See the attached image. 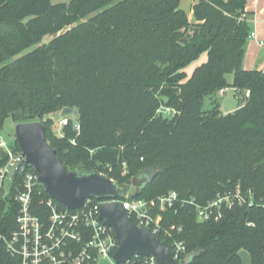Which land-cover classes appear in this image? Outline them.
I'll return each mask as SVG.
<instances>
[{"label":"trees","instance_id":"obj_1","mask_svg":"<svg viewBox=\"0 0 264 264\" xmlns=\"http://www.w3.org/2000/svg\"><path fill=\"white\" fill-rule=\"evenodd\" d=\"M180 2L0 0V132L9 117L41 122L72 172L97 171L118 184L153 174L134 199L173 191L204 205L221 191H249L250 204L222 209L218 221L197 222L193 207L162 213L171 238H159L171 254L173 241L183 243L181 264L186 256L187 264H242L240 251L264 264V73L241 65L250 33L245 2L193 0V22ZM203 54L207 61L187 77ZM229 90L235 111L203 110L205 99ZM64 107L77 112L79 129L65 117L58 138L51 116ZM14 194L12 187L0 197L4 235L15 228ZM48 198L37 185L36 214ZM0 264H13L1 244Z\"/></svg>","mask_w":264,"mask_h":264},{"label":"built area","instance_id":"obj_2","mask_svg":"<svg viewBox=\"0 0 264 264\" xmlns=\"http://www.w3.org/2000/svg\"><path fill=\"white\" fill-rule=\"evenodd\" d=\"M254 37L255 34L250 32L248 38ZM248 95L246 93L245 97ZM158 113L167 118L175 115V111L168 108H160ZM61 124L66 125L67 119L63 118ZM75 129L78 130V126ZM22 161L21 151H16L13 144L0 135V197L3 199L13 187V201L18 205L15 228L8 235L0 233V244L13 264H97L102 258L114 264L112 256L118 247L114 231L98 218L99 206L105 201L86 199L81 207L68 209L49 197L39 203L46 211L36 214L32 202L38 185L36 171L28 167L18 173L20 179L15 184L12 180ZM250 197L249 191L245 195L239 189L221 191L213 200L200 205L193 198H181L170 191L154 200L134 199L128 193L108 202H120L137 227H146L158 236L171 238L170 231L161 225L162 213L193 207L197 222L218 221L222 209L250 204ZM171 252V257L178 260L185 252L183 243L173 241ZM139 257L133 256L125 264H132V260ZM144 258L155 264L152 257Z\"/></svg>","mask_w":264,"mask_h":264},{"label":"water","instance_id":"obj_3","mask_svg":"<svg viewBox=\"0 0 264 264\" xmlns=\"http://www.w3.org/2000/svg\"><path fill=\"white\" fill-rule=\"evenodd\" d=\"M233 93V90H229L222 101L224 113L233 112L239 106ZM73 112V109L64 107L60 116L69 117ZM13 115L18 116L19 113ZM15 141L23 161L14 171L12 180L19 172L32 167L37 173L38 185L51 199L68 209L81 207L86 199L105 201L99 206L98 218L114 231L118 245L112 256L114 264H125L133 256L152 257L155 264H181L179 260L171 257L167 245L158 235L146 227L139 228L135 225L120 202H108L120 199L128 193L139 196L143 187L153 178V174L135 176L123 184H118L97 171L87 174L72 172L62 164L56 151L47 142L41 122L17 123ZM188 261L189 256H186L183 263L187 264ZM97 264L111 263L102 258Z\"/></svg>","mask_w":264,"mask_h":264},{"label":"crops","instance_id":"obj_4","mask_svg":"<svg viewBox=\"0 0 264 264\" xmlns=\"http://www.w3.org/2000/svg\"><path fill=\"white\" fill-rule=\"evenodd\" d=\"M245 11L248 13L250 32L254 38H248L244 48L242 68L246 71H259L264 73V0H244ZM240 251L242 264H249L250 257ZM245 252V251H244Z\"/></svg>","mask_w":264,"mask_h":264},{"label":"rangeland","instance_id":"obj_5","mask_svg":"<svg viewBox=\"0 0 264 264\" xmlns=\"http://www.w3.org/2000/svg\"><path fill=\"white\" fill-rule=\"evenodd\" d=\"M50 2L52 4H68L70 2V0H50ZM192 3H193V0H181V2H180V8L185 12L189 22L194 21L192 12L190 10ZM50 39H51V37H46V41H49ZM206 61H207V56H206V54H203L199 57V59H197L196 61L191 63L188 67H186L185 73H186L187 77H190L192 75L193 71L197 67H199L203 63H205ZM229 79H230V77H229ZM227 92H225V94H223L222 96H220V94L218 93L217 95L213 96L211 101L208 99H205V101L203 102V110L204 111L210 110L216 106H219L220 109H222L221 104H222V101H223L225 95L227 94ZM51 118L53 119V124L51 126L52 132L55 136H57L59 138V137H61V128H62L61 123H62L63 118L60 116V114L52 115ZM68 118H69V120L72 121L73 124L78 126V123H77L78 114L76 111H74L73 114L70 115ZM16 124H17L16 121H14L12 118L9 117L4 121L3 128L0 132V135L11 143H13V141L15 140V125ZM131 191H133V188H131ZM242 253H243V255H247V253L244 251Z\"/></svg>","mask_w":264,"mask_h":264}]
</instances>
